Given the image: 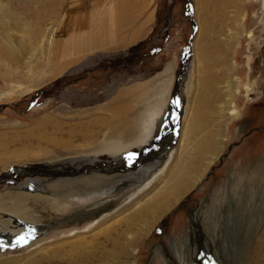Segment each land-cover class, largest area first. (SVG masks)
Listing matches in <instances>:
<instances>
[{
    "label": "rangeland",
    "instance_id": "1",
    "mask_svg": "<svg viewBox=\"0 0 264 264\" xmlns=\"http://www.w3.org/2000/svg\"><path fill=\"white\" fill-rule=\"evenodd\" d=\"M2 1L17 13L16 16L22 17L17 20L18 25L12 23L7 32L0 21V50L3 57L12 59L11 54L15 55V51H18L19 66L32 63L42 69L37 68L39 73L32 74L34 82L31 83L40 82L39 87L28 90L16 88L13 100L0 101V142L6 141L8 144L6 149L0 150V193L13 188L14 191L38 193L37 189L45 183L47 172L41 170L40 166L45 162L37 160L36 151L33 150L41 136L59 141L61 137L69 139L68 132L73 131L69 143L74 147L61 148L59 152L61 159L72 158L69 164L71 169L77 166L82 169V165L90 164L80 158L83 156L97 158L104 165L109 164L112 156L104 151L102 137L107 131V124L96 120L110 117V111L117 103L115 98L123 95L125 89L129 92L123 97L129 101L137 96L130 111L136 133L142 122L141 114L147 107L162 98L167 101L162 122L166 126L161 124L157 132L161 133H156L159 137L155 134L157 139L154 137L152 144L145 143L142 148L132 149L138 155L126 159L123 176L115 181L102 182V188L106 190L102 196L112 197L107 199L109 202L133 195L132 191L139 190L151 180V176L157 172V169L154 171L155 166L165 154L178 149L183 125L179 104L182 95H179L187 86L191 73V41L197 34V15L202 14L203 9L195 6V0H149V4L147 1L139 4V0H107L96 8L93 6L100 5L98 0ZM262 4V0H251L246 5L245 34L240 36V43L229 48L226 54L217 55L224 73L221 79L223 86L229 79L223 68L232 61L236 97L228 106L230 118L217 128L219 133L222 131L217 145L221 147L220 157L189 193L186 204L187 195L175 207L165 211L136 250L129 251V243L126 247L116 245L114 255L104 256L102 260L98 259L101 247L112 245L105 242L106 236L101 234L100 239L93 241L98 244L96 251L88 253L96 254V259L92 256L83 261L79 257L80 249L74 252L66 249L67 254L62 250L43 257L41 252L33 261L22 260L21 256L31 249L32 243L57 229L71 228L72 225L66 222L69 220V212L66 211L51 229L34 230L31 222L15 216L13 226L23 228L27 242L17 244L20 235L3 232L0 228V248H3L0 253H4L0 256V264H159L160 258L166 264H242L245 256L248 261L257 242L254 235L264 228V107L256 105L259 99L253 101L259 90L264 88V48L257 49L262 44L264 47V25L260 19L264 16ZM212 9L210 7L211 12L214 11ZM233 10V7L227 9ZM118 12L127 19L120 18ZM22 19L33 21L30 24L32 34L26 39L29 41L27 46L21 45L20 40L25 36L21 33ZM224 26L226 28L222 32L221 25L216 24L215 32L224 36L227 28L235 27L232 21ZM251 30L257 35L256 45H249L248 33ZM44 34L45 44L41 46L40 40ZM221 38L224 37L216 36L214 40ZM189 45L188 56L185 60L181 59V54L182 57L186 54ZM258 50L260 54L254 61L253 75L250 76L248 54L253 56ZM183 65L184 73L180 84L175 87ZM49 66H63L64 71L58 75L57 69L51 71ZM8 81V78L1 76L0 87L6 88L18 82ZM254 82L257 83L255 90L247 93V83ZM167 83H170V88L163 94L164 97L156 94ZM139 84H147L148 88L146 96L141 98L131 91ZM221 92L224 101L225 91L222 89ZM174 93L178 94V106L173 103ZM233 109L238 110L240 115L235 116ZM44 118H47L46 123L40 125ZM90 121H94L90 128L98 139L90 143L91 146H81L84 142L79 130ZM28 131H31L29 135ZM43 145L53 149L46 143ZM141 196L136 197L139 200ZM7 197L4 199L8 200ZM130 204L115 205L116 208L106 212L113 211L111 216L118 218L127 216L134 209ZM129 206L130 212L127 211ZM48 209L55 214L61 211L56 202H51ZM128 219L120 226V232L125 234L120 243L126 242L133 236L132 233L137 232L136 228L141 226L137 223H143V219L136 224H133L135 218ZM11 256L19 259L12 260Z\"/></svg>",
    "mask_w": 264,
    "mask_h": 264
},
{
    "label": "bare ground",
    "instance_id": "2",
    "mask_svg": "<svg viewBox=\"0 0 264 264\" xmlns=\"http://www.w3.org/2000/svg\"><path fill=\"white\" fill-rule=\"evenodd\" d=\"M250 1L251 0H195V6L197 8L201 7L203 12L197 15L198 26L196 37L192 42L190 58L191 73L188 76L189 80L187 86H185L184 90H182L179 95H182L179 104L181 105L180 115L182 114L181 118L183 125L178 141V149H173L170 153L167 152L165 157L155 166L154 171L157 169V172H155L153 176L150 175L151 180L139 190L132 191L133 195L129 194V196L123 198L124 201L118 198L119 200L117 201L109 202L107 199L110 196L108 198L102 196L106 191L105 188H102V182L115 181L116 178L124 175L122 172H124L126 168V159L138 155L132 152L134 147L142 148L145 146V143L152 144V142L155 141L153 138L158 132L161 124H163L167 101H164L162 98L153 106L147 107L141 114L142 122L138 128V133H136L130 111L133 109V103L137 96L129 101L127 98L123 97L125 93L129 92L124 89L123 92L125 93H121L123 95H119L115 98L117 103L115 107L112 106L114 108L110 111V117L106 119L102 118L101 121L99 119L96 120V122L107 124V131H105L104 136H101L104 137V142L102 141L104 143V151L109 152L110 156H112V160L106 165L97 158L83 156L80 158H84V160H87L90 164L82 165V169L79 168L80 166L71 169L69 164L72 158L66 159V157L65 159H61L60 155L62 154H59V152L61 148L66 150V148L72 149L74 147V145L69 143V141H71L69 139L73 137V131L68 132L69 139L61 137L59 141H57V138L41 136L36 145H34L35 147L33 146V150L36 151L35 158L45 162L40 166L41 170L47 171L45 183L37 189L38 193L36 194L20 191L18 189L14 191V188L12 189L13 191L11 190L4 194L0 193L1 231L9 232L16 236L23 235V228L17 227L18 225L13 226L14 218L16 217L31 222L32 225L30 226H34V230L43 228L51 229L56 226L55 222L58 221V218L65 215V211L66 213L69 212V220L66 222L72 226L71 228L63 230L57 229L52 234L44 236L42 239L32 243L30 245L32 246L31 249L21 256L22 260L33 261L41 252H43V257L50 256L55 252H61L62 250L66 253V249L68 252H74L80 249L79 257L83 261L92 256H94L93 259H96V254L88 255V253L90 251H96L95 249L98 244L93 241L100 239V234L106 236L105 242L108 241L112 246L108 247L102 244L103 246L99 251V260H102L104 256L114 255L116 245L126 247L129 243V251L133 252L140 243H143L144 238L149 235L155 225L160 221L164 212L175 207L184 196H188L197 184L199 185L205 178V174H207L209 168L214 162L218 161L220 157L219 153L221 147L218 148L217 145L219 143L218 136H220V133L222 134V131L219 133L217 128L221 126L220 124L222 122L224 123L230 118V107L228 106H231L233 99L236 97V79L233 77V72H231L233 65L231 63L232 61L226 63V66L223 68L227 78H229L223 86L221 79L224 73L221 69L220 62L217 60V55L219 53L222 55L226 54L229 48L233 45L237 46L240 43V36L245 34L246 5H248ZM262 3V5H264V0H262ZM7 5L8 4H4V1L0 0V21L6 26L4 28L6 32L11 28L12 23L15 22V25H18L17 20L22 18L16 16L17 13ZM210 7H212L214 11L211 12ZM230 7H233L235 10L227 11ZM121 12H118L119 14L117 13L119 17H126H121ZM124 12H122V15ZM210 14H212V17ZM255 16H257V12H255ZM128 18H130V15ZM125 19H127V17ZM260 19L262 25H264V16ZM20 21V25L22 24L23 26V28H21V33L25 35L20 39L21 45L27 46L29 45V41L26 39L30 38L32 34L30 24H32L33 21H24V19ZM228 21H232L235 27L227 28L224 36L220 33L224 38L215 41L214 38L216 36L221 37L219 33L217 34L214 30L216 24L221 25V30L223 32L226 28L224 24ZM45 34L40 40L41 46L45 44ZM59 36L61 38V35ZM248 36L250 39L249 45H256L257 35L251 30ZM54 42L53 39L51 42L52 47L54 46ZM59 46L60 45H58V47ZM262 47L263 44L258 46L257 49H261ZM13 49L15 48L13 47ZM258 53L259 50L253 56L248 54L249 59L247 67L250 76L252 75L255 56L258 55ZM11 55L13 56L12 59L3 57L0 50V77L8 78L10 80L8 82L10 83L14 80L18 82L16 85L6 88L0 87V101L7 99L13 100L15 98L14 89L16 88L28 90L39 87L41 84L40 82H31H34L32 74H38L39 70H37V68H42L38 67L36 64L34 67L32 63H29V65L25 63L23 66H19V64H17L19 61L18 51H15V55ZM49 67L51 71L57 69L58 75H61L64 71L63 66H59L58 68L54 66ZM255 86H257L255 82L252 84L247 83V93L252 90L254 91ZM169 88L170 83H167L166 86L161 87L156 94H161V96L164 97L163 94L166 93ZM222 89L225 91L226 99L224 101H222ZM131 91L135 92L134 94H138V98L144 97L148 92L147 84H139L137 87L132 88ZM174 96L175 99H173V103L178 106L176 100L178 94L174 93ZM233 111H235V116L240 115L238 110L233 109ZM46 119L47 118L42 119L40 125L46 123ZM93 122L94 121L88 122V124L85 126L83 125L79 130L84 142L81 146H91L90 143H94L98 139L93 129L90 128ZM27 133V135H29L31 131ZM42 142L52 146L53 149H48ZM202 145L205 147H201ZM7 147L8 144L6 141L0 142V150H4ZM198 153L200 155H198ZM129 154L134 155L130 156ZM30 159L31 158H26V160ZM5 162L8 163L9 161ZM153 173L154 172H152V174ZM77 174H79V176H77ZM150 176H148V178ZM147 190L148 192H145ZM134 192L136 194H134ZM139 194L142 196L138 200L139 197L136 196ZM6 195L9 196L7 197L8 200L4 199ZM110 198L112 199V197ZM135 198V202L131 205L130 203ZM51 202H56L61 209L58 214L49 212L48 205ZM119 203L124 205L130 204L131 209H134L130 214H127V216L119 218L116 215L111 216L113 211L110 213L106 212L112 210L115 205H120ZM131 209L129 206L127 211L129 210L130 212ZM132 218H135L133 224H136L139 219H143V223H137L136 225L141 224L140 227L137 226V232L135 234L132 233L133 236L126 242L120 243L119 241L125 236L124 232H120V226L124 223V220H130ZM255 238L257 242L254 247L252 244V256L249 257L248 261L246 260L247 256H245L242 264H264V228L260 233L258 232L254 235V239ZM2 249L3 248H0V252ZM3 254L0 253V256ZM11 258H13L12 260L19 259L17 256H15V258L11 256ZM159 261V264H166L165 260L162 258H160ZM48 263L51 264V262Z\"/></svg>",
    "mask_w": 264,
    "mask_h": 264
},
{
    "label": "water",
    "instance_id": "3",
    "mask_svg": "<svg viewBox=\"0 0 264 264\" xmlns=\"http://www.w3.org/2000/svg\"><path fill=\"white\" fill-rule=\"evenodd\" d=\"M191 43H192V41H191ZM189 49H190V45L186 48V54L183 56V59L185 60L186 58L185 57H187L188 56V52H189ZM185 67H184V65H183V67L181 68V70H180V72H179V74H178V77H177V80H176V84H175V87H177V85H179L180 84V80H181V78H182V74L184 73V69ZM222 158H223V156H222ZM222 158H221V161H222ZM211 173V172H210ZM210 173L208 174V176L210 175ZM189 197H190V194H188V196L186 197V200L184 201V204H186L187 202H188V199H189ZM182 207V205H180V208Z\"/></svg>",
    "mask_w": 264,
    "mask_h": 264
},
{
    "label": "flooded vegetation",
    "instance_id": "4",
    "mask_svg": "<svg viewBox=\"0 0 264 264\" xmlns=\"http://www.w3.org/2000/svg\"><path fill=\"white\" fill-rule=\"evenodd\" d=\"M264 47H262V49H263ZM260 54V52L258 53V55ZM258 55H256L255 56V59H256V57L258 56ZM181 59H183V57H182V54H181ZM255 61V60H254ZM253 71H254V62H253ZM253 71H252V75H253ZM261 98H262V100H261ZM259 99V101L256 103V105L257 106H260V107H264V88L263 89H261V91L259 90V92H258V94H257V96H256V99L255 100H253V101H257Z\"/></svg>",
    "mask_w": 264,
    "mask_h": 264
},
{
    "label": "snow or ice",
    "instance_id": "5",
    "mask_svg": "<svg viewBox=\"0 0 264 264\" xmlns=\"http://www.w3.org/2000/svg\"><path fill=\"white\" fill-rule=\"evenodd\" d=\"M130 156L134 155V154H129ZM27 242V237L25 235H21L17 237V244L19 243H26ZM13 247H15V245H12Z\"/></svg>",
    "mask_w": 264,
    "mask_h": 264
},
{
    "label": "crops",
    "instance_id": "6",
    "mask_svg": "<svg viewBox=\"0 0 264 264\" xmlns=\"http://www.w3.org/2000/svg\"><path fill=\"white\" fill-rule=\"evenodd\" d=\"M98 1H100V5H95V7L93 6V8H96V7H99V6H101L105 1H107V0H98ZM102 1H104L103 3H101ZM131 1H133V2H135V0H131ZM141 1L142 2H144V3H146V1L148 2V4L150 3L149 2V0H139L138 1V3L140 4L141 3Z\"/></svg>",
    "mask_w": 264,
    "mask_h": 264
}]
</instances>
